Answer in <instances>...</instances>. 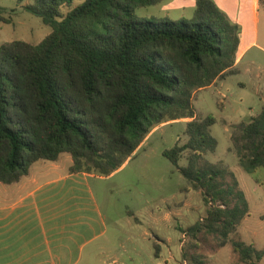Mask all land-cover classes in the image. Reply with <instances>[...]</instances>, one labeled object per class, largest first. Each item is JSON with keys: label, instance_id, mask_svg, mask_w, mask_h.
Returning <instances> with one entry per match:
<instances>
[{"label": "trees", "instance_id": "obj_1", "mask_svg": "<svg viewBox=\"0 0 264 264\" xmlns=\"http://www.w3.org/2000/svg\"><path fill=\"white\" fill-rule=\"evenodd\" d=\"M18 1H28L25 8L53 31L36 45L16 40L0 46V183H18L35 163L57 162L63 154L73 159L70 173L108 177L154 128L189 119L188 141L163 155L190 183L187 191H201L209 209L183 232L195 247L201 234L215 236L222 248L231 242L249 216V201L233 171L203 159L217 148L210 132L215 119L198 118L193 100L197 91L239 74L238 26L214 0H196L192 22L137 18V8L164 0ZM0 21L10 22L1 12ZM232 141L239 167L249 174L264 169V105L236 128ZM186 152L189 164L180 167ZM232 245L246 264L263 258L245 241Z\"/></svg>", "mask_w": 264, "mask_h": 264}, {"label": "rangeland", "instance_id": "obj_2", "mask_svg": "<svg viewBox=\"0 0 264 264\" xmlns=\"http://www.w3.org/2000/svg\"><path fill=\"white\" fill-rule=\"evenodd\" d=\"M231 23L239 28L241 51L250 49L240 63L239 74L217 80L207 89L197 91L193 105L201 120L215 119L210 132L217 141L214 152L203 159L210 164L227 168L235 173L249 201V216H245L225 247H220L213 235L201 234L196 240L183 232L204 219L209 205L200 190L191 189L190 183L177 166L163 152L176 144L188 141L184 119L161 124L154 128L138 152L125 166L106 179L93 178L95 195L109 226L112 252L102 256L109 264L113 257H123L129 264H246L234 251L232 241H245L264 252V169L249 174L238 165L232 135L241 124H247L261 112L264 105V0L256 22L252 0H214ZM28 1L0 0V12L10 22L0 21V46L12 41L39 44L53 28L29 12ZM81 3L76 1L73 7ZM71 9H66V12ZM196 0H164L155 5L137 8L142 20L192 22ZM254 43V44H253ZM238 71V70H237ZM190 152L182 155L179 166L187 167ZM71 156L61 157V170L71 163ZM230 182V177H227ZM157 238L161 240L160 244ZM155 243L162 251L155 255ZM188 257L183 259V252ZM133 258L134 260H132ZM258 264H264V255Z\"/></svg>", "mask_w": 264, "mask_h": 264}, {"label": "crops", "instance_id": "obj_3", "mask_svg": "<svg viewBox=\"0 0 264 264\" xmlns=\"http://www.w3.org/2000/svg\"><path fill=\"white\" fill-rule=\"evenodd\" d=\"M252 5L259 22L261 2L252 0ZM251 46L241 51L240 42L235 65L239 72ZM61 157L57 162L35 163L30 174L18 183H0V264L105 263L102 256L112 252L113 236L109 238V226L92 179L112 177L131 158L110 176L102 177L70 173L73 159L62 171ZM157 241L160 244L161 240ZM109 264L129 263L115 256ZM151 264L157 263L153 260Z\"/></svg>", "mask_w": 264, "mask_h": 264}]
</instances>
